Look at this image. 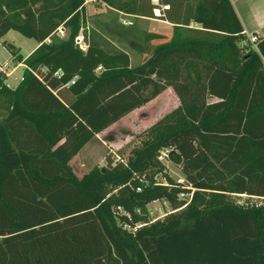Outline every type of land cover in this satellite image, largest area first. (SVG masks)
Returning <instances> with one entry per match:
<instances>
[{
  "label": "trees",
  "instance_id": "obj_1",
  "mask_svg": "<svg viewBox=\"0 0 264 264\" xmlns=\"http://www.w3.org/2000/svg\"><path fill=\"white\" fill-rule=\"evenodd\" d=\"M153 1L104 3L153 19ZM157 1L172 37L133 67L86 26L85 0H0V39L39 44L16 88L0 70V264H264V37L241 47L230 0ZM168 89L179 106L127 163L107 156L77 176L75 157ZM156 201L172 213L152 221Z\"/></svg>",
  "mask_w": 264,
  "mask_h": 264
},
{
  "label": "rangeland",
  "instance_id": "obj_2",
  "mask_svg": "<svg viewBox=\"0 0 264 264\" xmlns=\"http://www.w3.org/2000/svg\"><path fill=\"white\" fill-rule=\"evenodd\" d=\"M264 1V0H259ZM237 9L243 18L247 17L251 10V3L240 5ZM86 26L95 29L103 37L117 48L127 51L131 57V65L137 67L145 63L155 52L156 48L168 42L172 37V31L164 28L161 22L131 18L127 15L110 10L104 0H86ZM160 36L158 39H148L149 36ZM61 36V35H60ZM69 36L66 31L64 38ZM246 39V36H245ZM7 41L14 52L12 55L4 47ZM38 48V43L28 39L20 33L11 31L6 37L0 39V67L8 75L7 85L16 88L24 74V61H26ZM246 51L256 50V47L248 43ZM179 106V100L175 93L168 89L145 107L123 118L120 122L98 136V141L88 146L83 158L73 163L75 173L82 178L88 170L94 166L99 169L106 167L105 158L111 156L115 162L127 163L131 151L140 145V136ZM2 109L0 103V119ZM82 159V160H81ZM82 161L85 162L83 165ZM81 162V164H80ZM168 167L169 175L178 183H184V176L177 164L163 159ZM80 164V165H79ZM159 181L162 179L159 178ZM187 201V200H185ZM148 211L152 221L163 220L172 213L171 206L164 201H156L148 205Z\"/></svg>",
  "mask_w": 264,
  "mask_h": 264
},
{
  "label": "crops",
  "instance_id": "obj_3",
  "mask_svg": "<svg viewBox=\"0 0 264 264\" xmlns=\"http://www.w3.org/2000/svg\"><path fill=\"white\" fill-rule=\"evenodd\" d=\"M230 1L234 6L235 11L237 12L239 19L241 20V23L244 27L245 32L252 34V35H259L260 37H264V1L263 2L259 1V0H230ZM248 2L251 3V10H249L247 17L243 18L237 9V4L238 3H240V5H242L244 3L248 4ZM153 3L156 5V3H158V1L154 0ZM129 17H131V16H129ZM131 18H135V17H131ZM139 19L147 20V21H153V22H161V24L165 26L164 28L168 29L169 31H172V33H173V25L170 24L169 22H167L165 19H162V20L156 19V18H153V19L139 18ZM60 30L58 33L59 36L60 35L64 36L66 33V30L63 28H61ZM62 38H64V37H62ZM158 38H160V36H158ZM38 47H39V44H38ZM84 151H83V153H84ZM83 153L81 155L75 157L74 160L71 162V165H73V163L75 161L79 162L78 159L83 158ZM82 162H83L82 164L85 165V162L84 161H82ZM80 164H81V162H80Z\"/></svg>",
  "mask_w": 264,
  "mask_h": 264
},
{
  "label": "built area",
  "instance_id": "obj_4",
  "mask_svg": "<svg viewBox=\"0 0 264 264\" xmlns=\"http://www.w3.org/2000/svg\"><path fill=\"white\" fill-rule=\"evenodd\" d=\"M168 10H169V6H164V5H160L159 3H156V9L154 10V17L156 19H161L162 20V19L165 18V12L168 11ZM244 34L246 36V39H244L242 41L241 47L242 48H245L248 43H251L257 49V43H258V40H259V37L260 36L259 35H252V34H249L247 32H244ZM76 43L80 46V48L82 50H85L86 49V45L83 42V37L82 36H80V37H78L76 39ZM0 70L3 71V69L1 67H0ZM168 155H169V151H164L162 153V160L165 159V158H168ZM243 197L244 198H247V196H243ZM191 198H192V194H190V195H188V194H181L180 195V199L181 200H187V202H189Z\"/></svg>",
  "mask_w": 264,
  "mask_h": 264
}]
</instances>
